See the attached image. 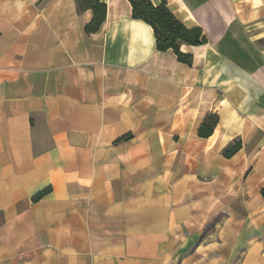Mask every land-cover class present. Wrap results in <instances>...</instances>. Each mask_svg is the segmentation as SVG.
Here are the masks:
<instances>
[{"label":"crops","instance_id":"obj_1","mask_svg":"<svg viewBox=\"0 0 264 264\" xmlns=\"http://www.w3.org/2000/svg\"><path fill=\"white\" fill-rule=\"evenodd\" d=\"M104 1L0 0V264H264V0Z\"/></svg>","mask_w":264,"mask_h":264},{"label":"trees","instance_id":"obj_2","mask_svg":"<svg viewBox=\"0 0 264 264\" xmlns=\"http://www.w3.org/2000/svg\"><path fill=\"white\" fill-rule=\"evenodd\" d=\"M129 1L133 8V17L146 22L153 28L158 50L168 51L172 49L180 61L190 64L192 57L181 53L180 43L198 46L207 42L202 29L199 27L187 28L170 12L165 0H162L158 5H155L151 0ZM76 4L79 12L91 11L93 14L91 22L85 27L86 33L92 34L99 31L106 20V2L104 0H76ZM217 123L218 117L216 116L206 120L200 128L202 137L211 135ZM50 191L51 187L38 193L33 198L34 201L40 200ZM262 194L264 195V190Z\"/></svg>","mask_w":264,"mask_h":264}]
</instances>
